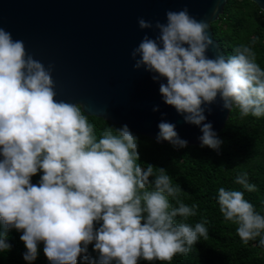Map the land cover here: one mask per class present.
<instances>
[{"label": "trees", "instance_id": "1", "mask_svg": "<svg viewBox=\"0 0 264 264\" xmlns=\"http://www.w3.org/2000/svg\"><path fill=\"white\" fill-rule=\"evenodd\" d=\"M234 103L201 145H161L76 107L29 144L0 205V264H264V11L212 23Z\"/></svg>", "mask_w": 264, "mask_h": 264}, {"label": "water", "instance_id": "2", "mask_svg": "<svg viewBox=\"0 0 264 264\" xmlns=\"http://www.w3.org/2000/svg\"><path fill=\"white\" fill-rule=\"evenodd\" d=\"M227 1L0 0V205L30 142L78 106L161 145L221 132L234 87L212 23Z\"/></svg>", "mask_w": 264, "mask_h": 264}]
</instances>
